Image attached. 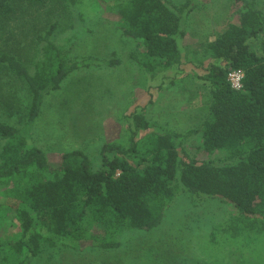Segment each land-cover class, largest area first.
<instances>
[{"label": "trees", "instance_id": "trees-1", "mask_svg": "<svg viewBox=\"0 0 264 264\" xmlns=\"http://www.w3.org/2000/svg\"><path fill=\"white\" fill-rule=\"evenodd\" d=\"M43 1L0 0V39L12 32L8 23L20 10ZM97 1L119 19L125 37L141 43L143 52L132 58L145 73L154 77L183 63L185 19L199 0ZM235 2L237 20L205 46L210 61L197 76L208 91L201 127L177 132L152 125L144 110L124 114L122 135L100 146V164L76 148L64 151L54 166L26 131L45 95L70 74L117 61L71 59V46L51 40L55 24L36 37L41 52L31 69L0 48V99L8 77L22 81L30 99L24 126L0 119V207L13 212L19 228L0 264H30L44 245L118 248L124 232L159 227L180 193L231 204L238 231L264 234V13L256 0ZM21 21L20 29L35 25ZM231 70L243 73L239 89L227 79ZM197 133L200 149L218 154L215 159H198L185 149V140Z\"/></svg>", "mask_w": 264, "mask_h": 264}, {"label": "rangeland", "instance_id": "rangeland-1", "mask_svg": "<svg viewBox=\"0 0 264 264\" xmlns=\"http://www.w3.org/2000/svg\"><path fill=\"white\" fill-rule=\"evenodd\" d=\"M256 1L264 13V0ZM237 10L235 0H199L185 19L186 34L180 41L183 63L154 77L132 58L143 52L141 43L125 37L119 19L97 0H44L20 10L8 23L12 32L1 35L0 48L12 51L30 69L41 52L36 37L51 24L56 25L51 40L65 49L71 46V59L117 61L113 67L75 71L58 90L45 95L38 117L26 131L27 139L43 149L54 166L64 151L76 148L100 164V146L122 135L124 114L144 110L152 125L177 132L199 129L208 97L197 78L210 61L205 46L237 20ZM22 17L35 25L28 27L27 22L20 29ZM2 95L0 119L24 126L30 99L23 82L8 77ZM200 143L197 133L185 140L184 147L198 159L218 156L204 153ZM12 217V211L0 207V258L10 252L6 243L19 232ZM236 218L231 204L218 199L199 202L180 193L159 227L124 232L118 248L76 251L44 245L30 264H264V234L238 231L232 221Z\"/></svg>", "mask_w": 264, "mask_h": 264}, {"label": "built area", "instance_id": "built-area-1", "mask_svg": "<svg viewBox=\"0 0 264 264\" xmlns=\"http://www.w3.org/2000/svg\"><path fill=\"white\" fill-rule=\"evenodd\" d=\"M242 78L243 73L238 70H231L227 75V79L230 82L232 88L234 89H239L241 87Z\"/></svg>", "mask_w": 264, "mask_h": 264}]
</instances>
